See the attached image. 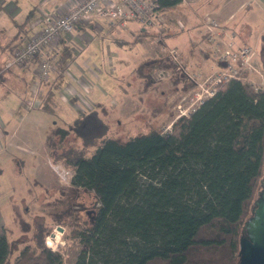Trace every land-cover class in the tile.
Segmentation results:
<instances>
[{
    "label": "trees",
    "instance_id": "trees-1",
    "mask_svg": "<svg viewBox=\"0 0 264 264\" xmlns=\"http://www.w3.org/2000/svg\"><path fill=\"white\" fill-rule=\"evenodd\" d=\"M160 7L175 11L181 0H160ZM154 38L139 30L132 43ZM70 59L65 49L57 59L61 74ZM10 69L0 67V85ZM55 74L46 97L60 84ZM240 75L174 119L169 131L151 127L123 140L106 137L107 126L93 110L72 123L81 148L64 145L67 129L50 136V162L71 177L70 185L57 187L62 197L49 214L58 215L55 226L75 225L71 234L80 251L74 264H238L241 229L264 169V87ZM192 87L187 80L183 91ZM41 109L54 113L44 103ZM81 192L95 198L85 218L70 210ZM36 225V245L23 246L11 263L0 229V264H63L45 245L51 226L41 219Z\"/></svg>",
    "mask_w": 264,
    "mask_h": 264
},
{
    "label": "rangeland",
    "instance_id": "rangeland-1",
    "mask_svg": "<svg viewBox=\"0 0 264 264\" xmlns=\"http://www.w3.org/2000/svg\"><path fill=\"white\" fill-rule=\"evenodd\" d=\"M177 14L185 16L182 28L174 19ZM205 14H214L229 29L236 31L240 44L252 47L255 53L252 64L261 76L246 71V79L264 87V0H187L177 10L158 16V28L170 34L164 42L177 50L188 72H197L202 78L219 67V54L201 39L197 15ZM130 24L127 29H121L114 22L102 19L96 29L88 28L79 40L72 41V47L79 52L74 63L83 70L79 69V74L73 64L66 70L65 77L75 71L77 77H84L90 83L83 88L71 84L75 91L74 99L59 97L58 86L53 88L55 98L46 97L43 102V91L46 92L50 78L56 75L53 73L39 88L37 97L41 103L27 110L25 103H21L20 93L25 85L24 101L27 102L31 86L37 82L33 69L27 72L24 81L17 80L12 87L4 85L0 88V116L6 118L5 138L11 140L7 144L11 148L6 146L9 155L0 156V229L5 230L9 243L10 263L23 246L36 245V223L40 219L46 227L51 226L45 245L52 237L50 249L61 254L63 264H74L80 251L79 239L71 234L75 225L55 226L59 217L49 214L55 202L62 197L57 187L70 185V176L64 170L58 165H49L46 143L59 128L68 130L65 146L81 148L82 141L75 134L72 123L90 111L96 110L100 121L107 126L105 136L119 140L151 127L169 130L172 121L181 114L175 104L184 92L187 78L181 73L158 78V70L173 69L172 61L160 42L148 39L143 43H132L134 23ZM148 29L149 34H158V29ZM138 31H135L136 35ZM10 35L6 29H0V67L9 58L5 44ZM242 38L245 44L241 42ZM73 55L71 51V57ZM155 61L160 67L150 68L149 65ZM62 92L60 94L65 97V88ZM89 99L102 106L95 108ZM43 103L54 113L41 109ZM198 103L190 106L186 102L184 114H190ZM14 127L23 135H13ZM17 144L22 145L17 148ZM91 149L89 147L88 151ZM94 203L91 192H81L75 196L70 210L85 218Z\"/></svg>",
    "mask_w": 264,
    "mask_h": 264
},
{
    "label": "built area",
    "instance_id": "built-area-1",
    "mask_svg": "<svg viewBox=\"0 0 264 264\" xmlns=\"http://www.w3.org/2000/svg\"><path fill=\"white\" fill-rule=\"evenodd\" d=\"M182 3H187V0H181ZM162 13L164 12L160 7V0H71L63 13H45L44 24L40 30L30 35L22 44L15 46L4 66L21 68L28 63L35 64L37 82L32 84L31 95L26 102L30 109L34 108L39 104L37 94L40 86L51 77V74L61 70L49 48L55 46L64 34H69L79 24L101 18L115 22L121 29H127L130 23H136L145 29H158V34L153 41L161 43V47L174 65L170 71L158 70V78L164 79L166 75L181 73L194 84V87L179 95L178 103L175 104V108L181 112L178 117L185 115L186 102H189L190 106L196 102H199L197 104L199 105L204 99L213 96L219 86L226 81L243 79L241 72L251 71L261 76L259 70L252 64L255 54L252 47L240 44L236 31L229 29L227 24L220 22L214 14L197 15V21L202 39L205 43L212 45L215 52L219 54V67L204 78L197 72H188L177 50L169 47L162 38L163 28H158V16ZM174 19L177 26L181 28L186 22L182 14L175 15ZM66 173L71 177V174ZM51 238L49 237V240ZM46 244L50 248L51 244L48 241Z\"/></svg>",
    "mask_w": 264,
    "mask_h": 264
},
{
    "label": "crops",
    "instance_id": "crops-1",
    "mask_svg": "<svg viewBox=\"0 0 264 264\" xmlns=\"http://www.w3.org/2000/svg\"><path fill=\"white\" fill-rule=\"evenodd\" d=\"M70 1L71 0H0V29H6V31L9 34L11 33L10 38L7 40L8 44L7 43L5 44V46H7V48L9 49L8 56H10L11 50L15 46L22 44L30 35L40 30V28L44 24L43 17L45 13L61 14L65 11ZM100 20L102 19L94 18L88 23L79 24L75 30H73L69 34L68 33L64 34L55 46L49 48L51 55L55 59H58L59 56L65 51V49L67 50V52L72 51V54H74L73 55L74 57H71L70 61L67 64L68 66L66 67L64 72L62 74L58 72L59 75L61 74V81L60 84L58 85L59 97L66 100L74 99V97L76 96L74 94L75 91H73L74 89L71 84H74V86L76 87L81 86L82 88L83 85L90 84L84 77H79V76L77 77L76 75L77 73L75 71L73 72L74 74L72 73L70 74L68 72L69 75L67 74L68 76L66 77L65 74L69 66H74L73 64H75L74 69L76 71H78L79 69L81 71L83 70L80 65L74 63L76 60L75 56L77 58V56H79V52L72 47V41L74 39L79 40V38H81V35L87 32L88 28L96 29L98 25V21ZM109 21L110 23L113 22L111 20ZM114 24L116 25L115 22ZM130 25H132V23ZM132 27H133L132 29L134 30L133 37L135 36L136 34L135 31L137 29L140 31L146 30L143 27H138L136 23H134ZM17 34H20L22 36L20 38H16L15 35ZM14 38L16 39L14 40ZM35 68L36 67L34 63H28L24 67L12 68L6 71L3 83L2 85H0V88L4 85H7L8 87H12L15 85V82L17 80L24 81L27 72L30 71V69H33L32 71L35 72ZM212 68H214L213 65ZM60 71H62V69ZM78 73L81 74L79 71ZM54 77H56V75H53L50 79L52 80V78ZM51 80L48 83H50ZM24 86L23 87L21 86L22 88L20 93V99H21V103L24 102L26 105V102L24 101V91L26 89L24 88ZM63 88H65V90L67 91L68 96L65 95L66 98L63 97L62 94H60L63 93L62 92ZM46 92L43 91L44 94L42 100L46 98L47 96ZM89 100L91 101L92 106H94L95 108L102 106L100 103L94 101V99H89ZM41 101H39V104L41 103ZM26 109L31 110L27 105H26ZM19 118H20L19 120L22 121L23 117L20 116ZM5 129H7L6 118L5 117L2 118V116H0V156L9 155L8 153H6L7 147L11 148L9 145L7 146V144L11 140H7V138H5V136H7ZM19 130L20 129H18L17 127H14L12 129V134L15 135L17 133L23 135ZM3 133L6 134H4V136L2 137ZM21 145L22 144H17V148ZM41 155L43 157L46 156L44 152H42V150H41ZM49 165L52 166L53 164L49 162Z\"/></svg>",
    "mask_w": 264,
    "mask_h": 264
},
{
    "label": "water",
    "instance_id": "water-1",
    "mask_svg": "<svg viewBox=\"0 0 264 264\" xmlns=\"http://www.w3.org/2000/svg\"><path fill=\"white\" fill-rule=\"evenodd\" d=\"M260 186L241 229L238 264H264V169Z\"/></svg>",
    "mask_w": 264,
    "mask_h": 264
},
{
    "label": "bare ground",
    "instance_id": "bare-ground-1",
    "mask_svg": "<svg viewBox=\"0 0 264 264\" xmlns=\"http://www.w3.org/2000/svg\"><path fill=\"white\" fill-rule=\"evenodd\" d=\"M48 242H49L51 245H52V243H53L51 240H48Z\"/></svg>",
    "mask_w": 264,
    "mask_h": 264
}]
</instances>
